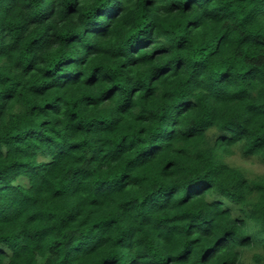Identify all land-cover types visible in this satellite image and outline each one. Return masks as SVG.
Wrapping results in <instances>:
<instances>
[{
  "label": "trees",
  "instance_id": "1",
  "mask_svg": "<svg viewBox=\"0 0 264 264\" xmlns=\"http://www.w3.org/2000/svg\"><path fill=\"white\" fill-rule=\"evenodd\" d=\"M235 152L264 165V0H0V264H242Z\"/></svg>",
  "mask_w": 264,
  "mask_h": 264
},
{
  "label": "rangeland",
  "instance_id": "2",
  "mask_svg": "<svg viewBox=\"0 0 264 264\" xmlns=\"http://www.w3.org/2000/svg\"><path fill=\"white\" fill-rule=\"evenodd\" d=\"M226 161L233 166L241 168L245 174L253 179L264 175V165L254 158H243L237 152L226 156ZM254 254H259L264 257L262 250H249L242 256V264H263V261L256 262L253 258Z\"/></svg>",
  "mask_w": 264,
  "mask_h": 264
}]
</instances>
